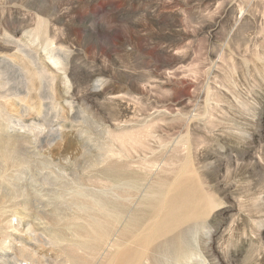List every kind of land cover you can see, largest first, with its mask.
<instances>
[{"label": "rangeland", "instance_id": "obj_1", "mask_svg": "<svg viewBox=\"0 0 264 264\" xmlns=\"http://www.w3.org/2000/svg\"><path fill=\"white\" fill-rule=\"evenodd\" d=\"M147 262L264 264V0H0V264Z\"/></svg>", "mask_w": 264, "mask_h": 264}, {"label": "bare ground", "instance_id": "obj_2", "mask_svg": "<svg viewBox=\"0 0 264 264\" xmlns=\"http://www.w3.org/2000/svg\"><path fill=\"white\" fill-rule=\"evenodd\" d=\"M13 124H14V123H13ZM21 138H22V137H21ZM24 167H25V166H24ZM14 177H15V176H14ZM21 185H22V184H21ZM6 188H7V187H6ZM24 192H25V191H24ZM40 193H41V192H40ZM23 194H24V193H23ZM182 195H183V194H182ZM92 196H93V195H92ZM177 196H178V194H177ZM78 197H79V196H78ZM27 198H28V197H27ZM176 198H177V197H176ZM178 198H179V197H178ZM178 198H177V199H178ZM199 199H201V198H199ZM30 200H31V199H30ZM190 201H193V200H190ZM199 201H202V199L199 200ZM173 202H174V201H173ZM178 202H179V201H178ZM183 202H184V201H183ZM184 203H185V202H184ZM184 203H182V204H184ZM197 203H198V205H200L198 201H197ZM175 204H176V203H175ZM189 205H190V204H189ZM192 205H193V204H192ZM185 206H187L186 203H185ZM23 207H24V206H23ZM170 207H171V206H170ZM177 207H178V206H177ZM187 207H188V206H187ZM101 208H103V207H101ZM173 208H175V207L173 206ZM39 209H40V208H39ZM99 209H100V207H99ZM168 209H169V208H168ZM168 209H167V210H168ZM175 209H176V208H175ZM180 209H181V208H180ZM102 210H103V209H102ZM182 210H183V208H182ZM196 210H197V209H196ZM107 211H108V210H107ZM179 211H180V210H179ZM13 212H14V211H13ZM23 212H24V211H23ZM193 212H194V211H193ZM196 212H199V211H195V213H196ZM202 212H204V211H202ZM202 212H201V213H202ZM167 213H168V212H167ZM170 213H171V212H170ZM187 213H188V212H187ZM201 213H199L198 215H200ZM26 215H27V214H26ZM34 215H35V214H34ZM191 215H192V214H191ZM195 216H196V215H195ZM195 216H194V217H195ZM121 217H123V216H121ZM172 217H174V216H172ZM172 217H171V218H172ZM185 217H186V216H185ZM118 218H119V217H118ZM188 218H189V217H188ZM118 220H119V219H118ZM186 220H187V219H186ZM169 224H170V223H169ZM169 224H168V225H169ZM30 225H31V224H30ZM166 226H167V225H166ZM169 229H170V228H169ZM160 230H161V229H160ZM159 233H160V232H159ZM160 236H161V235H160ZM27 237H28V236H27ZM27 237H26V238H27ZM153 239H154V238H153ZM107 249H108V247H107ZM29 250H31V249H28V247H27V248H23V249H22V252H21V257H23V258L26 257V256L29 257V255H30V257H31L32 253H30ZM32 250H33V249H32ZM138 254H139V253H138ZM37 256H38V255H37ZM37 256H36V257H37ZM13 257H14V256H13ZM18 257H19V256L16 255V256H15V260H17ZM33 257H34V255H33ZM125 259H126V258H125ZM139 259H140V258H139ZM6 260H7V259H6ZM147 260H148V259H147ZM18 261H19V260H18ZM127 261H128V260H127ZM148 261H149V260H148ZM5 262H7V261H5ZM36 262H37V261H36ZM38 262H39V261H38ZM144 262H145V261H144ZM132 263H133V262H132ZM6 264H7V263H6ZM147 264H149V263L147 262ZM175 264H176V263H175Z\"/></svg>", "mask_w": 264, "mask_h": 264}]
</instances>
